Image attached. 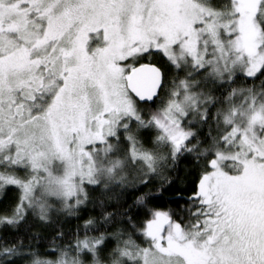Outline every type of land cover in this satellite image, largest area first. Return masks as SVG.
Returning <instances> with one entry per match:
<instances>
[{"label": "snow or ice", "instance_id": "1", "mask_svg": "<svg viewBox=\"0 0 264 264\" xmlns=\"http://www.w3.org/2000/svg\"><path fill=\"white\" fill-rule=\"evenodd\" d=\"M0 264H264V0H0Z\"/></svg>", "mask_w": 264, "mask_h": 264}, {"label": "trees", "instance_id": "2", "mask_svg": "<svg viewBox=\"0 0 264 264\" xmlns=\"http://www.w3.org/2000/svg\"><path fill=\"white\" fill-rule=\"evenodd\" d=\"M184 172H181L180 175L177 177L175 174L173 175V178L177 180L176 185H174L173 187H186L187 186V182L184 180ZM173 193L171 191L165 193V197H170L172 196ZM76 224V221H71V223L65 224L64 227L65 229H71L74 228Z\"/></svg>", "mask_w": 264, "mask_h": 264}]
</instances>
